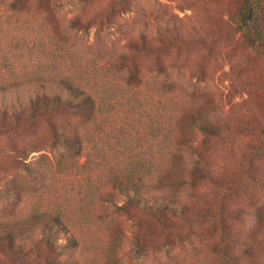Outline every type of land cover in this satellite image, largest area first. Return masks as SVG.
I'll use <instances>...</instances> for the list:
<instances>
[{"label":"trees","instance_id":"obj_1","mask_svg":"<svg viewBox=\"0 0 264 264\" xmlns=\"http://www.w3.org/2000/svg\"><path fill=\"white\" fill-rule=\"evenodd\" d=\"M41 1L47 10L55 4ZM83 1L89 0L78 4ZM20 3L14 0L12 9L20 11ZM127 4L118 0L100 17L109 24L115 9ZM236 5L237 29L264 63V0H236ZM29 17L42 18V10ZM70 25L69 30L44 25L55 46L50 74L29 75L21 50L30 53L27 41L16 49V59L24 58L20 72L19 62L15 68L7 54L0 58V91L11 85L23 98L0 107V141L9 142L14 166L33 187L28 197L12 180L0 186V202L11 209L0 216V264H122L125 245L131 264H146L157 254L176 259L177 247L214 234L215 264H235L241 239L216 191L241 181L215 171L211 157L232 128L210 119L200 105L175 102L169 80L160 87L145 85L136 57L85 58L69 32L87 34L92 25L77 18ZM18 28L24 32L23 24ZM102 30L100 23L97 36ZM154 48L145 37L132 45L135 55ZM194 130L203 135L197 143L188 135ZM249 130L263 134L264 122ZM261 148L262 143L256 152ZM62 171L66 176L78 171L86 183H51ZM201 183H210L214 191L199 188L190 198L180 194ZM124 220L131 224L130 236Z\"/></svg>","mask_w":264,"mask_h":264},{"label":"rangeland","instance_id":"obj_2","mask_svg":"<svg viewBox=\"0 0 264 264\" xmlns=\"http://www.w3.org/2000/svg\"><path fill=\"white\" fill-rule=\"evenodd\" d=\"M13 1L0 0V58L7 54L9 63L15 68L19 62L18 72L21 71L20 62L27 55L32 78L38 77L39 73H52L50 50L55 46L48 41V30L44 25L49 23L69 30L70 21L77 18L81 23L92 25L87 34L76 30L69 32L72 43L76 44L75 50L83 53L85 58L101 54L117 62L123 55L136 57L135 62L145 76V85L160 87L162 81L169 80L175 85L172 91L175 102L200 105L210 114V119H218L232 128L211 157L215 171L225 172L241 182L231 188L224 185L216 191L217 197L218 201H223L225 212L233 219L232 227L241 239L235 245V264H264V132L249 130L259 121L264 122V63L255 58L237 29L236 0H126L127 5L115 9L112 25L106 24V18L100 15L111 10L118 0H89L83 1L84 4H78L80 0H55L49 10L41 0H21L20 11L12 9ZM37 10H42V18L29 17ZM24 17L28 18L27 22ZM100 23L103 30L97 36ZM19 24L25 27L24 32L18 28ZM143 37L154 45V51L135 55L132 45ZM23 41H27L26 48L30 53L21 49L22 57H25L18 61L19 50L16 49L24 46ZM157 59L161 65L157 64ZM157 74L161 76L156 78ZM10 87L0 91V107L23 101ZM249 121L255 123L247 125ZM188 135L194 137L196 143L203 137L198 130L189 131ZM260 143L262 148L256 152ZM34 155L38 158L40 153ZM244 160L247 161L243 166L245 169H241ZM64 172H58L50 182L78 183L83 179L82 183H86L80 172L71 176ZM11 180L19 183L28 197L32 195L28 176L13 164L9 142L0 141V186ZM199 188L205 193L214 191L210 183H201L181 189L180 194L190 198ZM10 210L0 202V216L7 217ZM130 225L124 220V229L129 236ZM217 236L214 234V238L207 241L195 239L187 248L177 247L174 250L179 253L176 259L157 254L146 264H215L213 251ZM64 241L66 238L62 239ZM127 250L125 245L122 264H131L126 258Z\"/></svg>","mask_w":264,"mask_h":264}]
</instances>
